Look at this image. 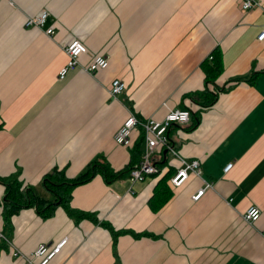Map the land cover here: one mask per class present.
Returning a JSON list of instances; mask_svg holds the SVG:
<instances>
[{"label":"crops","instance_id":"obj_1","mask_svg":"<svg viewBox=\"0 0 264 264\" xmlns=\"http://www.w3.org/2000/svg\"><path fill=\"white\" fill-rule=\"evenodd\" d=\"M242 3L0 0L1 177L19 175L48 197L42 179L53 169L72 179L100 156L116 172L138 165L145 143L133 150L144 132L134 131L130 147L115 140L131 114L144 121H163L176 109L192 114L169 129L179 156L159 150L157 174L136 183L129 173L110 182L98 175L74 189L72 208L92 219L77 221L63 207L48 219L36 208L13 216L0 264H21L15 250L30 254L63 239L51 264H264V42L257 39L264 10L245 11ZM44 10L50 15L43 29L26 25ZM74 41L88 53L61 79ZM218 48L224 69L206 83L203 64ZM96 55L109 67L90 73ZM115 79L127 84L117 98L110 93ZM206 89L219 94L210 107L193 98ZM182 160H199L201 175L190 173L174 187ZM164 178L173 197L155 212L150 200ZM4 195L0 184V200ZM252 205L262 215L249 224L242 214ZM107 225L125 232L116 244ZM4 226L0 202L2 235Z\"/></svg>","mask_w":264,"mask_h":264},{"label":"built area","instance_id":"obj_2","mask_svg":"<svg viewBox=\"0 0 264 264\" xmlns=\"http://www.w3.org/2000/svg\"><path fill=\"white\" fill-rule=\"evenodd\" d=\"M254 8H262L264 10V5L260 0H243V10L246 11ZM49 15L50 13L47 10H44L38 15L28 18L26 25L28 27L36 26L43 29L47 25ZM46 33L53 36L56 32L54 28L51 27L46 30ZM257 39L259 42H264V27L261 29ZM66 52L69 56V60L60 71L59 77L61 79H64L70 70L75 69L80 64L79 58L82 55L87 54L88 49L80 41H74L66 46ZM108 67L109 59L104 55H96L93 57L87 69L90 73H96L98 70H104ZM126 89V82L120 79H115L111 84L110 93L112 97L117 98V96L123 94ZM191 116L192 114L190 109H176L169 112L163 121L155 119L144 121L133 114L128 117L116 134L115 140L117 144L130 147L133 145L132 136L134 131L142 130L145 134L144 154L141 162L130 172L131 182L136 183L144 181L146 178L159 172L155 163V155L159 150L166 148L172 151L174 155L179 156L170 144L168 131L174 124H188L191 120ZM182 161L184 163V167L180 169L177 175L171 180V184L174 187H181L186 180H188L190 173L198 176L201 175V164L199 160H193L191 162ZM233 167V163L228 164L224 169L225 173L230 172ZM204 193L205 190H201L193 197V199L199 200ZM261 215L262 211L260 207L252 205L249 206L245 212H243L242 217L249 224H254L261 218ZM1 238H4L2 234H0V239ZM66 243L67 239H63L54 244H40L30 254H22L20 251L15 250L14 256L21 260V264H51V262L62 252Z\"/></svg>","mask_w":264,"mask_h":264},{"label":"trees","instance_id":"obj_3","mask_svg":"<svg viewBox=\"0 0 264 264\" xmlns=\"http://www.w3.org/2000/svg\"><path fill=\"white\" fill-rule=\"evenodd\" d=\"M212 60L205 62L203 68L206 72V83L216 82V79L222 74L224 69L223 56L221 50L216 49L211 57ZM219 94L210 92L206 89L202 93L194 95V100L198 99L202 106L210 107L218 100ZM145 143V134L141 135L136 150L140 152L142 144ZM142 151V155L144 154ZM141 155V156H142ZM135 167L130 165L125 170L116 172L112 169L109 162L103 156H100L90 162L86 168L75 178H68L66 171L63 169H53L42 179V188L48 193V197L42 196L34 190V188L25 185L19 175L9 177L0 176V184L5 186V195L0 200L3 207V218L5 222L3 237L0 239V253L6 244L8 230L11 228V219L18 215L23 209L36 208L37 212L43 219L54 216L58 207H63L70 217L77 221L82 219H92L90 213L78 211L71 206L73 191L78 186L86 184L93 180L96 176L101 175L106 181L110 182L119 178L124 173H129ZM173 197V192L167 183V179H162L155 188L154 195L150 200V207L157 212L162 209ZM114 236V244L117 243L120 233L116 232L112 227L107 225ZM7 234V235H6Z\"/></svg>","mask_w":264,"mask_h":264}]
</instances>
